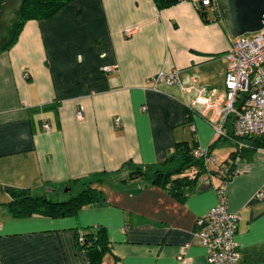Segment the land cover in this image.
<instances>
[{"label": "crops", "instance_id": "obj_1", "mask_svg": "<svg viewBox=\"0 0 264 264\" xmlns=\"http://www.w3.org/2000/svg\"><path fill=\"white\" fill-rule=\"evenodd\" d=\"M221 11L70 0L47 19L25 22L0 51V264H86L74 236L95 227L107 241L100 264H180L178 255L182 264H206L193 231L215 204L219 176L201 175L176 199L127 179V164L158 165L192 141L209 146L215 166L230 163L232 140L216 137L198 107L188 110L196 94L184 90L224 94L223 57L233 38ZM171 70L179 85H146ZM222 128L230 133L229 124ZM232 163L246 168L225 182L226 210L239 217L238 264H264V198L256 197L264 196V148ZM83 183L101 198L68 216L9 214L5 188L44 195Z\"/></svg>", "mask_w": 264, "mask_h": 264}, {"label": "built area", "instance_id": "obj_2", "mask_svg": "<svg viewBox=\"0 0 264 264\" xmlns=\"http://www.w3.org/2000/svg\"><path fill=\"white\" fill-rule=\"evenodd\" d=\"M176 1L191 2L197 8L200 4L202 9L217 6V0ZM125 35H129L128 32H125ZM230 46L223 57L226 61L223 78L224 94L193 86L184 90H194L196 94L187 106L188 110L192 111V108L198 107V116L214 129L215 136L232 140L235 150L238 151L246 148L244 143L246 137L264 139V26L256 33L236 37ZM102 71L109 72L110 67L102 68ZM161 84L179 85L178 72L171 70L167 74L158 73L146 82L153 91H156ZM79 115L80 112H77V116ZM228 124L231 130L227 135L224 134L222 127ZM192 153L193 158L201 160L204 176H210L211 166L216 168L218 176L226 178L246 172L243 164L233 163L230 171L227 165L215 166L216 158L208 148L205 150L195 148ZM195 173L196 169L187 170L183 175L193 179ZM225 182L220 179L219 185L214 189L215 204L208 208L204 216L195 221L193 234L196 244L205 251L206 264H238L240 260L237 244L233 240L239 217L226 210ZM256 197L264 198L262 193H257ZM78 241L81 244V239ZM177 259L182 264L183 259L180 255Z\"/></svg>", "mask_w": 264, "mask_h": 264}, {"label": "trees", "instance_id": "obj_3", "mask_svg": "<svg viewBox=\"0 0 264 264\" xmlns=\"http://www.w3.org/2000/svg\"><path fill=\"white\" fill-rule=\"evenodd\" d=\"M70 0H23L20 10L16 13V20L14 24L7 28L4 32L6 42L0 47V51H4L8 47L14 45L15 40L20 33L21 27L26 21L37 19H47L58 11L62 5L68 3ZM157 7H164L174 4L175 0H153ZM2 7V0H0V9ZM203 9L198 10V13L203 14ZM222 16L225 13L222 8ZM246 148L235 150L230 153L228 159L230 169L233 168L232 160L235 156H240L241 153L251 154L252 151L264 148V139L257 137L244 138ZM196 148V142L192 141L190 144L182 142L176 144L174 150L170 153L164 161L158 165L148 166H132L127 164L129 172L127 179H141L147 185H154L160 189H165L176 199H184L189 187L201 175H205L204 167L200 159L193 158L192 151ZM209 151V146L207 147ZM226 163V162H225ZM195 177L189 179L188 176L183 175L187 170H195ZM211 175H217V171H211ZM221 180L228 181L230 177H221ZM68 187V186H67ZM10 195V200L7 202L9 214L16 218L28 217L34 213L41 215H49L51 217L68 216L75 213L82 206L97 202L101 198V192L91 187V183L81 184L78 192L64 195V198L54 200V197L59 195V192L44 193V195H31L25 189L17 190L14 188H5ZM63 194V193H62ZM87 232H78L75 234L76 250L83 253L86 257V264H100L101 257L107 251V241L104 230L100 227H95L86 230ZM81 239V244H79Z\"/></svg>", "mask_w": 264, "mask_h": 264}, {"label": "water", "instance_id": "obj_4", "mask_svg": "<svg viewBox=\"0 0 264 264\" xmlns=\"http://www.w3.org/2000/svg\"><path fill=\"white\" fill-rule=\"evenodd\" d=\"M23 0H2L0 9V47L5 44L4 32L16 20V13L20 10ZM225 13L223 23L233 39L256 33L264 26V0H222ZM198 9H202L199 4ZM68 187L61 193L67 194ZM54 192V191H50Z\"/></svg>", "mask_w": 264, "mask_h": 264}, {"label": "rangeland", "instance_id": "obj_5", "mask_svg": "<svg viewBox=\"0 0 264 264\" xmlns=\"http://www.w3.org/2000/svg\"><path fill=\"white\" fill-rule=\"evenodd\" d=\"M216 4H217V6L218 5H222V0H218L217 2H216ZM64 186H63V188H61V189H59L58 190V192L60 193L59 195H57L56 197H54V200H56V199H60V198H64V195H66V194H62L61 192H62V190H64ZM69 188V191H70V187H68ZM71 193H75V192H78V190H76V188L74 189V188H71V191H70ZM67 194H68V192H67Z\"/></svg>", "mask_w": 264, "mask_h": 264}]
</instances>
